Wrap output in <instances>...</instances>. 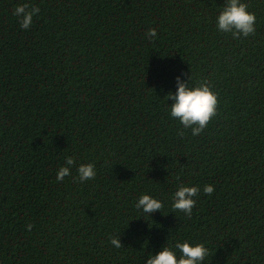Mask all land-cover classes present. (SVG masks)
<instances>
[{
	"label": "trees",
	"instance_id": "trees-1",
	"mask_svg": "<svg viewBox=\"0 0 264 264\" xmlns=\"http://www.w3.org/2000/svg\"><path fill=\"white\" fill-rule=\"evenodd\" d=\"M224 2L0 0V264H145L185 240L205 264H264V0H244L256 32L240 39L217 30ZM22 3L40 8L27 30ZM177 76L218 94L199 135L170 115ZM180 185L201 189L190 218Z\"/></svg>",
	"mask_w": 264,
	"mask_h": 264
},
{
	"label": "clouds",
	"instance_id": "clouds-1",
	"mask_svg": "<svg viewBox=\"0 0 264 264\" xmlns=\"http://www.w3.org/2000/svg\"><path fill=\"white\" fill-rule=\"evenodd\" d=\"M40 12L38 6H30L22 3L15 6L13 15L19 20L20 27L27 30L33 23V17ZM256 15L248 10V4L244 0H225L223 8L216 18L217 30L230 34L233 39L247 38L255 35ZM149 39L157 37V30L150 28L145 34ZM190 80V77H189ZM177 89L175 93L169 92L167 100L171 99L170 115L178 120L182 128L178 135L183 137L184 129H191L192 135H199L208 127L212 119L217 115L218 94L212 90L208 81H201L195 85L176 78ZM76 164L75 157L65 158V164L59 168L56 174L57 181H63L66 176L71 175V168ZM78 181L83 183L92 180L96 176L94 163H82L77 168ZM77 179V177H74ZM215 191L214 185L207 184L203 187V193L212 195ZM201 194L199 186L180 185L172 196L173 212H182L191 217L193 208L197 204V197ZM136 208L150 215L161 211L164 204L161 200L149 194H142L136 202ZM162 212V211H161ZM29 230L32 225L26 226ZM110 243L117 249L123 247L119 235L112 236ZM210 250L204 243H191L177 241L174 245H165L158 253L149 254L145 264H205Z\"/></svg>",
	"mask_w": 264,
	"mask_h": 264
}]
</instances>
